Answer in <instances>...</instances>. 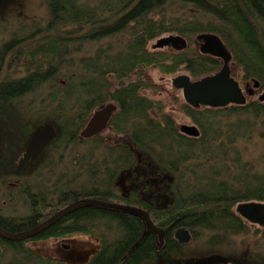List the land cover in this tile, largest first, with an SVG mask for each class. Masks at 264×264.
Wrapping results in <instances>:
<instances>
[{"label": "trees", "instance_id": "1", "mask_svg": "<svg viewBox=\"0 0 264 264\" xmlns=\"http://www.w3.org/2000/svg\"><path fill=\"white\" fill-rule=\"evenodd\" d=\"M96 1L95 6L88 7L79 4L78 0H45L48 16L55 17L56 21L47 22L43 28L39 27L43 37H38L34 47H30V52L25 55V72L33 64L39 66L23 77H5L0 80V105H12L13 110H18L16 108L19 107L26 109L28 117H24L25 122L27 121L24 127H28L27 136L42 124L40 121L43 120L44 124L49 122L54 127V135L44 150L53 155L59 153L60 161L65 153H71L80 146L90 145L89 153L97 150L104 153L93 165L88 164L90 154L71 157L73 163L76 161L79 167H86L85 171L88 173V178L84 181H79L78 173H74L71 185H66V189H75L74 197L77 200L120 203L123 199L113 183L122 172L125 178L131 174L136 176V171L133 172L136 166L140 171L143 168L148 171L149 166L155 164V169H158L156 174L160 177L156 184L157 192H171L172 198L167 205L156 206L154 203L155 206H149L147 216L151 224L162 231L165 243L160 251L157 248V234L147 231L143 219L138 215L95 204L74 208L38 236L46 238L80 233L91 235L98 241V247L88 261L80 264H157L156 255L164 256V259H175L183 247L172 241L173 232L179 227L188 228L192 239H197L202 231L209 232L207 243L211 245L224 244L223 240L227 236L246 234L249 230L248 221L235 213L234 207L249 200L264 202V171L249 173L247 164L242 163L234 149L235 141L230 133H238L235 122L230 121L227 132L223 133L215 116L219 113L227 118L235 116L241 119L249 108H205L202 120L197 119V111L189 109L190 118L198 125L199 135L187 138L166 132L163 129L167 126L166 118L163 120L164 125H161L149 116L152 103L140 95L139 88L143 82L136 80H142L148 66H158L163 72L176 69L178 64H170L168 52L150 51L148 47L150 41L168 31L234 33L236 35L229 38L234 47L252 46L249 39L253 35L254 26L247 18L252 8L248 3L239 7L234 0ZM170 2L190 4L211 16V20L199 22L185 19L168 22L163 14L161 18L153 20L152 16L156 12L162 13L164 6ZM254 13L252 10V18L256 24L258 21ZM130 25L135 32L130 35L124 49L111 53V44H106L95 51L93 56L79 58L71 66L72 69L66 68L65 73H60V66L68 65L65 62L68 52L80 49L78 45L73 48L71 42L111 38L124 32ZM56 31L60 33V38L51 33ZM15 40L7 42L5 50L9 46L19 47V43L13 42ZM257 48L251 54L240 53L237 57H242L247 72L262 79L264 53L260 51V45ZM196 57V61H188V69L194 75L212 71L214 63L210 59L200 55ZM36 59L38 63H35ZM58 74L65 79L61 85L55 82ZM130 74L135 75L136 79L128 82L126 79ZM44 90L39 106L30 110L27 98ZM111 99L118 103L117 113L111 124L115 131L122 133L118 143L125 142V145H111L113 141L103 135L89 140L80 139L78 131L91 109L100 107ZM3 110L5 109L0 106V112ZM43 113H50L51 116L47 117ZM254 113L257 111L254 110ZM261 125L264 128V120ZM260 136L264 139V132ZM202 158L206 160L203 161ZM139 159L141 163L138 162ZM185 165H189V170ZM46 167L54 168V163H48ZM133 197L124 202L144 208V201L137 196ZM147 201L148 199L145 205L148 204ZM51 207L58 206L54 203ZM30 215L34 216L33 212ZM6 222L13 225L19 221L0 217V225L11 227ZM11 249L14 250L13 257L6 264H55L32 251L25 253L20 247Z\"/></svg>", "mask_w": 264, "mask_h": 264}, {"label": "flooded vegetation", "instance_id": "2", "mask_svg": "<svg viewBox=\"0 0 264 264\" xmlns=\"http://www.w3.org/2000/svg\"><path fill=\"white\" fill-rule=\"evenodd\" d=\"M237 2V5L240 7V5L243 4H249L252 9L248 12V20L249 22L254 26V32L253 35L250 36V42L252 46H248L245 48L240 47H232L230 46L229 38L232 35H236L234 33H208V32H200V33H185V32H178L175 31L173 33H168V35L163 36L167 38H171L172 40L169 41L168 44H165L161 47H156L155 43L152 45L154 51L155 50H162L166 51L170 54L169 58L171 60L170 64L173 66V64H178L176 69L171 72L178 71L179 68L183 70H187L190 72L192 76H194V73L188 69V61L194 60L196 61L198 55L207 57L210 59L214 64L212 71L208 74H199L197 77L200 78H194L192 79L188 73H178L174 75L171 78L170 84L172 89L179 91L182 95L183 101H184V113L186 116H189V109L192 111L198 112L197 119L201 120L203 119L202 111H205V108L210 109H225L229 106H246L248 109L247 113L245 115L251 117V118H264V74L262 75V79H258L255 75H253L251 72H247L246 68L243 66L242 63V57H237V54L240 53H246L251 54L258 50V46L260 45V51L264 53V0H234ZM254 11L258 23L255 24V21L253 20V15L251 14V11ZM48 23H55L56 18H50L48 16ZM259 24V25H258ZM37 29V30H36ZM41 32L39 30V27H35L33 31H31V35L43 37V35H40ZM53 35L57 38H60V33L55 32ZM193 39L190 41V36ZM201 35H209L216 39L217 44L213 45L210 44L208 39H203ZM255 35V36H254ZM159 37L157 38H163ZM181 38L182 41H175V38ZM75 38V37H73ZM156 40V41H157ZM192 42L194 43L195 47L192 48ZM177 55H180L177 57ZM251 59V58H250ZM174 61V62H173ZM193 61V62H194ZM154 66V65H152ZM131 75V74H130ZM145 74L143 75V78H138L136 81H142L141 87L139 88L140 95L145 96L148 100L151 101L152 107L151 110L148 111L149 116L157 123H160L161 125H164V118H166L167 126H161L164 127L166 132L175 133L176 135H181L185 137H194L195 136H189L181 131L182 125H192L195 126L198 130V125L196 124H186V123H180L176 124L173 114L171 112H162L161 110H157V107L160 106V99H155V97L148 96L146 94V90L155 87V82H150L149 79L144 78ZM136 77V76H135ZM207 77H222L225 79L232 80L237 90L239 91L240 100L239 102H228L226 105L222 106H210L206 105L204 103H191L187 100L185 92L186 89L184 87V83L187 81L189 83H196L204 78ZM125 81V80H124ZM128 82L134 81V80H127ZM172 91V90H171ZM107 103H113L116 107V109L113 111L108 123L107 127L101 131L98 135H103L104 132L107 130H110L113 135L121 134L119 131H115L113 124H111L112 119L114 118V114L117 113L118 103L114 100H107L104 104H102L100 107L104 106ZM3 108V106H1ZM92 108L91 111L88 113L86 120L83 124V126L78 131V137L80 131L84 128L87 121L91 117L94 110L100 108ZM161 108V106H160ZM260 108V109H259ZM4 109V108H3ZM254 110L257 111V113H254ZM261 110V111H260ZM9 113L16 116V113L12 110L9 111ZM6 114L7 111L0 112V118L4 120L5 123V129L2 135V149L0 154V217L2 219L7 220H16L19 222H16L15 224H11L10 222H6L7 226L11 225V227H6L5 225H0V260L3 261L5 257L10 260L13 257L12 247H20L22 252L32 251L36 253L37 255H40L45 260L51 261V263L55 264H80L82 263V259L84 261H88L89 257L86 258H80L75 260H71L67 257H63L59 252H54L53 249L58 248L59 250H65L68 251L72 247L71 240L72 234H65V235H59V236H49L44 238L43 236H38V234L42 233L44 229L51 226L55 222L62 219L64 216L67 215L68 212L73 210L74 208L68 210L67 212L60 215L57 219H55L53 222L45 225L43 228H41L38 232H35L30 235H26L29 232L34 231L35 229L41 227L46 222H48L50 219H52L57 214L61 213L63 210L67 209L68 207L72 206L73 204H76L77 202L82 201H90L87 199L84 200H77L74 197L75 189L69 188L66 189V185H71V178L67 177L64 174H53V168L46 167L48 163H54L52 157L54 156L52 153L47 152L44 150V147L47 143L43 145L40 152L30 159L28 164L25 166L22 170H16V165L19 162L20 158L23 156L26 145L25 146H19V147H13V145L10 147V143L8 142L7 138V130L10 129V119L11 117H8ZM194 122V120H192ZM118 127V126H117ZM95 136L85 138L84 140H89ZM178 139V137H177ZM123 142V141H122ZM125 143V142H124ZM123 143V144H124ZM121 144L118 142H112L111 145ZM121 144V145H123ZM125 145V144H124ZM131 146V145H130ZM140 162V159L139 161ZM141 163V162H140ZM139 163V164H140ZM152 163V162H151ZM246 163V162H245ZM247 167L249 169V173L253 174L255 172H263L262 171H253V166L247 162ZM31 174H27V171L32 167ZM141 165V164H140ZM142 166V165H141ZM156 165H150L148 171L143 168L141 171L137 169V166L133 168L136 171L135 174L127 175V180L121 184V199L122 201H119L120 203H111V202H104L105 204H114V205H120V206H127L139 209L143 212L147 213L150 212L151 205H154V203L157 205H167L169 201L172 198L171 192H157L156 184L159 181L155 169ZM253 167V168H252ZM253 171V173H252ZM135 173V172H134ZM122 174L117 178L118 181H120V178L124 179L125 176ZM165 178H167L165 176ZM116 179V180H117ZM69 181V183H68ZM125 188H128L127 190ZM133 196H137L139 200H143L144 208L142 206H137L133 204H127L124 202L125 199L134 198ZM62 198V199H61ZM147 201V205H145V201ZM52 200H55L56 202H53ZM62 200V201H61ZM152 201V202H151ZM264 203L263 201L258 200H249L244 203ZM56 203L57 208H52L51 206ZM103 203V202H102ZM242 203V202H240ZM41 205V206H40ZM238 205V204H237ZM236 205V206H237ZM155 206V205H154ZM236 206L234 207V211L236 212ZM76 208V207H75ZM167 208V207H164ZM122 211V210H120ZM33 212V215H30V213ZM241 217V216H240ZM243 218V217H241ZM149 219V218H148ZM244 219V218H243ZM245 220V219H244ZM247 226L249 227H256L257 229H263L261 234H264V226H259L257 224H253L250 222H247ZM180 228V227H179ZM178 229V228H177ZM188 229V228H186ZM176 230V229H175ZM174 230V231H175ZM189 230V229H188ZM20 235H24L22 237H19ZM17 236V237H15ZM53 240L55 241L54 247L50 250V253H43L38 251L36 248L31 247V245H35L38 242H45L47 240ZM64 239V241H62ZM68 240V241H65ZM192 240V233H191V239ZM70 241V242H69ZM172 241L178 244V246H184L185 244L189 243H179L174 238V232H173V238ZM165 243V239L163 236V244ZM162 244V245H163ZM164 247V245H163ZM161 251V248L159 249ZM15 253H18L17 250H15ZM22 255V254H21ZM159 255V254H158ZM64 258V259H63ZM66 259V260H65ZM156 262L158 264L163 262L164 258L159 255L157 257L156 255ZM256 262H260L256 260Z\"/></svg>", "mask_w": 264, "mask_h": 264}, {"label": "rangeland", "instance_id": "3", "mask_svg": "<svg viewBox=\"0 0 264 264\" xmlns=\"http://www.w3.org/2000/svg\"><path fill=\"white\" fill-rule=\"evenodd\" d=\"M78 1L79 4L88 7L95 6L97 3L96 0ZM155 14L156 15L152 16L153 20L161 18V15L163 14V17H165L168 22H174L175 20L182 21L185 19L196 20L199 22H207L208 20H211V16L205 14L202 10L195 8L190 4H183L181 2L167 3L163 8L162 13L156 12ZM48 19V9L45 0H0V80H3L5 77H23L24 74L33 71V69H36V67L39 66L38 64H33V66L29 65L30 69L25 72V65L27 63V58L25 55L30 52V47H34V42L38 38V36L31 35V31H33L35 27L43 28L46 25ZM133 32H135V29L130 25L124 32L111 38H105L99 41L75 40L71 42L73 43L71 45L73 48L78 45L80 46V49L78 51L71 50L68 52L69 55L66 57L67 61H65L68 65H61L59 68L61 71L60 73H65L66 68L72 69L71 66L75 65L79 58L93 56L95 51H97L99 48H103V46L106 44H111L112 48L111 51H109L111 53L124 49L125 44L130 39V35ZM173 32H165L159 37L166 36L168 33ZM40 35L43 34L41 33ZM193 38V35L192 38L190 36V41H192ZM14 39L16 40L13 42L19 43L20 46L15 48L9 46L5 50V44ZM156 40L157 38L148 43L150 51L154 50L152 45L156 42ZM230 46L234 47L232 42H230ZM193 47H195V45L192 42V48ZM38 62V60L35 61V63ZM43 66L41 67L42 69ZM182 72L188 73L192 79L200 78L196 75L192 76L190 72L181 68L175 72H163L158 66H148L144 70V78L149 79L150 82H155L156 86L147 89L146 94L153 98L155 97V99H160L159 105L161 108L158 106L157 110H161L165 113L171 112L177 125L180 123L195 124L192 119L186 116L184 113V101L181 93L172 89L170 84L171 78L174 75ZM134 79H136L135 75H130L126 80ZM64 80L65 79L58 74L55 82L57 85H61V83L65 82ZM44 94L45 90L41 91L36 96L27 98V101H29L31 105L30 110L39 106V100ZM0 106H3L5 111L8 113L6 115L11 117L9 123L10 129L7 130V138L8 142L10 143L9 149L12 145L14 148L25 146L30 137L27 136L28 127H24V125L27 123V121L25 122V118L28 117L26 116V109L19 107L16 108L18 110H13L12 105ZM10 110L19 113H16V116H14L13 114L9 113ZM33 112L34 110L30 111V113ZM45 114L46 113H43L42 115ZM46 115L47 117L51 116L50 113H47ZM224 116L225 115L222 116V114L220 115L219 113H216L215 119L217 118L216 120L220 122L223 128V133L227 132V129L229 128L227 127V124H229L230 121L235 122V130H237L238 133L234 134L231 132L230 134L233 141H235V148H233L237 150L242 163L249 162L254 167H252L253 171H262V169H264V139L261 138L260 135L261 132H264V128L261 125L264 118H251L243 114V119H240V117L235 118V116L229 118ZM40 123L44 124V121L42 120ZM40 125H38L36 129ZM103 134L107 139L113 142L121 141V134L113 135L110 130H106ZM89 147L90 145L80 146L79 149L72 151L71 153H65V155L62 157V161H60L58 158L59 153L55 154L54 157H52L54 161L52 173L54 175L65 174L69 178H71L74 173H78L79 181L87 180L88 173L85 171L86 167H79V163L76 161L73 163L74 160H72L71 157L74 155L81 157L83 154H90L91 156L89 155L90 159H88V164L93 165L96 160H100L103 157L104 153H102L101 150L89 153ZM202 160L204 161L206 159L202 158ZM210 163H212L211 160ZM185 168L189 170V165H185ZM32 169L33 165L27 171L28 175L31 174ZM185 178L187 179L188 176L186 175ZM186 179L185 181H187ZM125 180H127V177L124 179L120 178V181H118V179L114 181L113 185L117 192H122L121 184L125 182ZM125 189L127 190L128 188ZM262 230L263 229H257L256 227H249V230L246 234L227 236L223 240L224 244L215 243L214 245L207 243L210 233L202 231L197 239H192L189 243L180 248L175 259L166 257V259H164L163 262L159 264H264V234H261L260 232ZM71 237L72 247L74 246L73 249L71 248V250L69 249L68 251H65L55 248L53 251H60L59 254H61L63 257L75 260V258L80 259L89 256L91 257L95 249L98 247V241L89 234H72ZM62 241H64V239H62ZM54 244L55 241L51 239L45 242L40 241L35 245H31V247L36 248L38 251L43 253H50V250L54 247ZM256 260L260 262L258 263ZM7 262L8 259L5 257V259L1 261L0 264H6Z\"/></svg>", "mask_w": 264, "mask_h": 264}, {"label": "water", "instance_id": "4", "mask_svg": "<svg viewBox=\"0 0 264 264\" xmlns=\"http://www.w3.org/2000/svg\"><path fill=\"white\" fill-rule=\"evenodd\" d=\"M203 39H208L210 44L216 45L217 41L214 37L209 35H201ZM171 38L163 37L156 41L155 46L161 47L165 44H168L171 41ZM175 41H182L183 39L177 37L174 39ZM184 87L186 89L185 95L189 102L191 103H204L210 106H222L226 105L228 102H239L240 95L239 91L235 83L230 79H225L222 77H207L203 80L196 82V83H189L185 82ZM116 109L113 103H107L104 106L96 109L93 111L91 117L87 121L84 128L80 131L79 136L81 138H89L95 135H98L101 131H103L107 127V123ZM5 129V123L2 118H0V154L2 149V135ZM181 131L189 136H198L199 130L192 125H182ZM54 135V127L51 124L45 123L40 125L34 132L30 135L26 150L23 156L20 158L19 162L16 165V170H22L28 164L30 159L35 157L43 147L45 143H47L52 136ZM95 204L97 206H101L104 208H110L115 210H122L125 212H129L132 214H136L141 217L145 223L146 230L152 231L157 234L158 237V249L161 248L163 244V233L158 228H155L148 216L145 212L127 206H120L114 204H105L98 201H82L73 204L72 206L68 207L67 209L63 210L61 213L54 216L48 222H46L41 227L35 229L32 232H29L26 235L33 234L38 232L41 228L45 225L53 222L57 219L60 215L67 212L68 210L81 206V205H91ZM236 212L247 220L250 223L257 224L259 226H264V203H239L236 206ZM24 235H20L22 237ZM17 237V236H15ZM174 238L179 243H187L191 239V232L186 229L185 227H180L174 231ZM84 259H82V262Z\"/></svg>", "mask_w": 264, "mask_h": 264}]
</instances>
